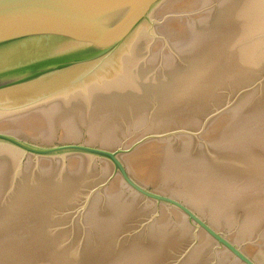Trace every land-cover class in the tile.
Wrapping results in <instances>:
<instances>
[{
	"label": "water",
	"instance_id": "1",
	"mask_svg": "<svg viewBox=\"0 0 264 264\" xmlns=\"http://www.w3.org/2000/svg\"><path fill=\"white\" fill-rule=\"evenodd\" d=\"M0 264H264V0H0Z\"/></svg>",
	"mask_w": 264,
	"mask_h": 264
}]
</instances>
